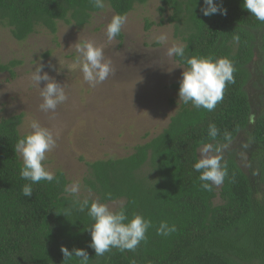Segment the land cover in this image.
<instances>
[{
	"label": "trees",
	"instance_id": "1",
	"mask_svg": "<svg viewBox=\"0 0 264 264\" xmlns=\"http://www.w3.org/2000/svg\"><path fill=\"white\" fill-rule=\"evenodd\" d=\"M148 2L104 0L115 15L126 17ZM159 2V25H173L184 44V57H175L182 67L192 56L227 58L234 72L213 110L182 101L168 126L134 153L88 164L87 191L101 203L122 202L129 219L141 214L150 220L146 240L131 251L112 248L95 255L87 230L93 221L65 192L66 174L35 184L20 176L23 163L14 147L26 136L20 134L21 114L0 121V264H81L75 256L65 260L62 246L85 249L87 264H264V192L259 189L264 184V23L242 7L243 0H215L227 14L210 16L201 10L204 0ZM104 9L89 0H0V26L24 42L37 29L56 35L59 23L84 28ZM152 26L147 23L146 29ZM116 39L123 42L122 31ZM20 64L0 63V73L15 77ZM179 84L171 86L177 94ZM251 87L259 92L258 105L252 104ZM213 124L215 138L209 135ZM206 144L229 148L221 160L227 175L219 190H204L194 169ZM246 155L249 172L241 163ZM26 184L31 197L22 193ZM162 221L177 230L157 235Z\"/></svg>",
	"mask_w": 264,
	"mask_h": 264
},
{
	"label": "rangeland",
	"instance_id": "2",
	"mask_svg": "<svg viewBox=\"0 0 264 264\" xmlns=\"http://www.w3.org/2000/svg\"><path fill=\"white\" fill-rule=\"evenodd\" d=\"M159 7V0L136 6L122 28L123 42L107 38V24L115 15L107 4L84 28L59 23L56 35L37 29L24 42L17 41L8 28L0 26V63L21 62L14 70L15 77L0 73V121L23 114L21 135L32 131L33 121L48 128L56 143L46 153L43 164L54 175L65 173L70 185L78 182L81 200H98L85 186L89 163L131 155L137 146L168 126L182 102L171 86L180 83L185 67L175 57L168 58L166 49L172 44H184L176 39L173 25H159ZM147 23L153 25L149 30ZM161 34L167 35V41L157 42ZM79 39L104 49L113 72L103 83L93 86L84 80L75 47ZM40 65L43 72L63 85L67 96L55 112L39 108L41 88L31 75ZM45 83L42 81L41 87ZM249 94L252 104L258 105L259 92L251 87ZM227 149H213L211 155L222 160ZM248 159L246 155L241 160L246 172L250 168ZM259 185L263 193L264 184ZM220 186L215 187L219 190ZM219 202L216 200V204ZM122 205L108 204L116 211Z\"/></svg>",
	"mask_w": 264,
	"mask_h": 264
},
{
	"label": "clouds",
	"instance_id": "3",
	"mask_svg": "<svg viewBox=\"0 0 264 264\" xmlns=\"http://www.w3.org/2000/svg\"><path fill=\"white\" fill-rule=\"evenodd\" d=\"M93 7L103 9L104 0H89ZM204 7L201 9L205 16L216 13L226 15L227 10L217 4L215 0H204ZM242 7L248 10L258 21L264 23V0H243ZM127 21L124 15H114L107 24L106 34L109 41L114 40L122 31ZM167 41V35L161 34L157 37V42ZM78 53L77 63L83 73V78L91 85L103 83L112 74L111 62L105 58V51L89 40L75 43ZM185 50L180 44H172L166 49V56L184 57ZM187 68H183L182 77L179 84V100L185 104L191 102L196 108L213 110L222 98L226 83L233 82L234 67L227 58L213 60L211 57L192 56L186 58ZM43 73V74H42ZM41 88L42 103L39 108L43 112H55L58 105L64 103L67 96L63 85L51 78L47 72H43V66L35 68L31 75ZM46 82L41 87V82ZM32 131L20 138L15 147V153L22 157L23 166L20 176L30 181L32 184L40 181L52 182L54 174L46 169L43 161L46 153L55 146L56 140L52 132L43 127L38 121L31 123ZM209 135L215 138L217 129L215 125L209 126ZM212 144H206L201 149V156L194 164L195 171L199 172V180L202 181V188L212 191L213 186H220L227 175L224 166L221 164L219 156L211 155ZM65 192L76 198L79 204V211L87 208L88 216L93 223L87 229L90 231L91 242L89 247L94 249L96 256H103L112 248L120 251L134 250L141 241L146 240V233L152 226L151 221L145 219L141 214H133L129 219L123 207L116 211L108 204L88 199L79 201L80 184L73 182L65 187ZM25 197L33 195L31 184H26L22 188ZM176 226L169 225L167 221H162L157 228V235L167 237L176 231ZM61 251L65 260L72 256L78 257L81 264H87L89 259L85 249L74 248L71 251L62 246Z\"/></svg>",
	"mask_w": 264,
	"mask_h": 264
}]
</instances>
